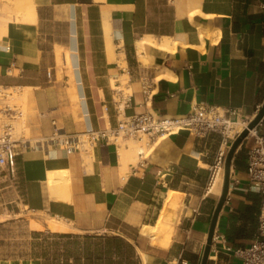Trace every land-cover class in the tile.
Segmentation results:
<instances>
[{"label": "crops", "instance_id": "1", "mask_svg": "<svg viewBox=\"0 0 264 264\" xmlns=\"http://www.w3.org/2000/svg\"><path fill=\"white\" fill-rule=\"evenodd\" d=\"M27 3L32 16L17 9ZM0 84L26 88L23 125L33 141L116 125L119 84L126 115L209 103L253 119L264 103V0H0ZM257 130L264 134V117ZM142 140L24 151L15 180L0 182V216L34 211L65 224L63 233L110 231L148 252L146 264H202L224 189L225 168L220 191H207L221 136H147L137 153ZM254 144L247 136L233 153L206 264H243L235 250L257 234L262 195L247 174ZM169 202L177 205L165 216L173 229L145 232Z\"/></svg>", "mask_w": 264, "mask_h": 264}, {"label": "built area", "instance_id": "2", "mask_svg": "<svg viewBox=\"0 0 264 264\" xmlns=\"http://www.w3.org/2000/svg\"><path fill=\"white\" fill-rule=\"evenodd\" d=\"M15 92V87L0 85V182L8 177L15 180L18 156L28 149H43L50 144H57L67 150H90L102 139L117 141L126 137L141 138L143 135L156 139L187 130L198 137L211 132L221 136L222 147L210 168L207 184L209 192L213 175L225 168L229 148L252 120L248 117L234 119L233 116L240 114L236 107L209 103L196 104L188 112L177 115H162L151 111L126 115L123 107L128 102V93L125 85L119 84L114 88V102L119 116L116 125L75 134L56 133L50 139L33 141L20 128L25 119V107L17 99ZM247 136H253L255 140L254 146L248 151V182L252 189L261 193L262 199L255 238L249 245L238 247L235 252L242 258L243 264H264V134L256 126L249 130Z\"/></svg>", "mask_w": 264, "mask_h": 264}, {"label": "rangeland", "instance_id": "3", "mask_svg": "<svg viewBox=\"0 0 264 264\" xmlns=\"http://www.w3.org/2000/svg\"><path fill=\"white\" fill-rule=\"evenodd\" d=\"M15 88H16L15 95L17 99L25 107L26 88H23V89H21L20 87H15ZM20 128L25 130L23 123L20 124ZM142 138L143 140L138 141V143H145L147 141L146 135H143ZM144 149L146 150V147ZM52 222L61 223L62 225H64L65 229L57 230V229L52 228L49 225V223H52ZM156 225L158 229L157 232H159L162 226L173 229L170 223H168V221L166 220L162 221L160 224L157 223ZM66 230H67V226L65 224H63L62 222L56 219L49 218L45 216L43 213H39V212L21 211V213H18L16 215L12 214L11 216H8L5 219L2 218V216H0V263L3 260L12 259V258H16V259L30 258L29 253L31 251V241L34 240V236H33L34 231L63 233L60 231H66ZM172 231L170 232L171 235L173 233ZM97 234L117 235L110 231L100 232ZM77 235L83 236L85 234H77ZM55 239H58V238L52 237V236L48 238L50 242L54 241ZM58 240L64 243L65 241L68 240V238H65V237L59 238ZM80 241L83 243L86 240L83 237H81ZM152 242H153V239L151 243ZM156 245L157 246L160 245L159 239L156 241ZM48 250L50 251V254H52L53 249H52L51 243H49ZM63 251H64V248H60L59 253H62ZM122 251L124 253L125 260L121 264H142V261L144 264H146L147 259L149 258L147 256L148 252L138 253L135 251L134 253H132L127 248H123Z\"/></svg>", "mask_w": 264, "mask_h": 264}, {"label": "trees", "instance_id": "4", "mask_svg": "<svg viewBox=\"0 0 264 264\" xmlns=\"http://www.w3.org/2000/svg\"><path fill=\"white\" fill-rule=\"evenodd\" d=\"M33 236L29 256L41 259L42 264H121L125 260L123 248L135 252L133 244L120 235L80 236L73 233L34 231ZM50 236L58 239L65 237L68 240L64 243L58 239L50 242ZM81 237L86 241L82 243ZM49 243L52 244V254L48 250ZM60 248H64L62 253H59Z\"/></svg>", "mask_w": 264, "mask_h": 264}, {"label": "water", "instance_id": "5", "mask_svg": "<svg viewBox=\"0 0 264 264\" xmlns=\"http://www.w3.org/2000/svg\"><path fill=\"white\" fill-rule=\"evenodd\" d=\"M263 117H264V103H263L259 113L250 121L248 126L241 131V133L234 140V142L232 143L231 147L229 148V150L227 152L226 159H225L224 189H223V192L220 196L218 205L215 209V212H214V215L212 218L211 227H210L209 236L207 239V243H206V247H205V251H204V255H203L202 264H206V262H207V258H208L209 252H210V248H211V244H212V240H213V236H214V229H215L218 213H219V211H220V209H221V207L225 201L226 195H227V191H228V187H229V180H230V166H231V160H232L233 153L237 149L239 144L242 142V140L248 135L249 130L256 127L259 124V122L262 120Z\"/></svg>", "mask_w": 264, "mask_h": 264}, {"label": "bare ground", "instance_id": "6", "mask_svg": "<svg viewBox=\"0 0 264 264\" xmlns=\"http://www.w3.org/2000/svg\"><path fill=\"white\" fill-rule=\"evenodd\" d=\"M15 4L16 6V3H13L12 6ZM18 7L17 9L20 11H22L23 13H26L30 16L34 15V6L32 4H17ZM11 6V5H9ZM11 8V7H10ZM16 8V7H15ZM16 9V10H17ZM21 13V12H20ZM21 15V14H20ZM23 15V14H22ZM25 16V15H24ZM29 17V16H28ZM18 18V17H17ZM33 18V17H32ZM20 19V17L18 18V20ZM34 19V18H33ZM16 20V21H18ZM22 20V19H21ZM25 21V20H23ZM33 21V20H32ZM34 22V21H33ZM5 33V32H4ZM165 44V43H164ZM163 44V45H164ZM16 89V88H15ZM146 145V142L145 143H136L135 144V150L137 153H143L145 151V146ZM222 183L221 181V171L219 174H214L213 175V178L209 184V190L210 191H220V184ZM177 207V205L173 204V203H168L164 206V209L162 210L163 213L161 214L160 218L158 219V223L160 224L162 221H165V216L166 214H170L169 212V209L171 208L172 210H175V208ZM177 213V212H176ZM178 215V214H177ZM171 219V218H170ZM170 223V222H168ZM172 224V223H171ZM170 224V225H171ZM49 225L54 228V229H57V230H62V229H65L64 225H62L61 223H57V222H52V223H49ZM173 225V224H172ZM160 226V225H159ZM160 228V227H158ZM166 228V227H165ZM161 229H164V227L162 226ZM160 229V230H161ZM143 230L145 232H148V233H151V232H154V231H157V225H146L144 226Z\"/></svg>", "mask_w": 264, "mask_h": 264}]
</instances>
